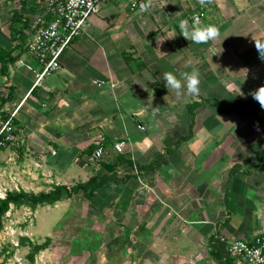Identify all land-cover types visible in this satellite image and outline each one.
Masks as SVG:
<instances>
[{"label": "crops", "instance_id": "crops-1", "mask_svg": "<svg viewBox=\"0 0 264 264\" xmlns=\"http://www.w3.org/2000/svg\"><path fill=\"white\" fill-rule=\"evenodd\" d=\"M150 2L147 11L129 9L128 0L100 5L58 69L37 84L38 65L26 50L18 55L0 82L3 95L13 87L3 109L19 105L22 143L0 149V174L11 190L31 193L70 190L96 176L71 197H88L96 216L108 215L112 245L134 250L128 264H232L228 243L264 231V109L248 95L264 85L255 47L264 41V0ZM44 4L0 0V47L14 46L11 11L26 19L29 35ZM194 13L219 28L218 39L195 44L180 35V21L191 25ZM194 68L198 96L167 90L165 72L180 78ZM97 144L102 159L85 164ZM68 198L52 206L62 210ZM210 235L219 257L208 251Z\"/></svg>", "mask_w": 264, "mask_h": 264}, {"label": "rangeland", "instance_id": "rangeland-1", "mask_svg": "<svg viewBox=\"0 0 264 264\" xmlns=\"http://www.w3.org/2000/svg\"><path fill=\"white\" fill-rule=\"evenodd\" d=\"M2 91L0 82V93ZM2 186L11 188L0 174V190ZM73 198L64 199L65 205H57L66 207L62 210L52 205L36 206L38 215L43 216L41 219L27 207L10 206L0 229V264H128L134 250L112 245L114 232L109 229L112 222H107L108 215L96 216L88 197ZM104 225H108L107 228ZM28 241L46 243L32 262L26 256Z\"/></svg>", "mask_w": 264, "mask_h": 264}, {"label": "built area", "instance_id": "built-area-1", "mask_svg": "<svg viewBox=\"0 0 264 264\" xmlns=\"http://www.w3.org/2000/svg\"><path fill=\"white\" fill-rule=\"evenodd\" d=\"M108 1L110 0H45L44 13H50L51 19L46 21L44 15L36 17L28 26L29 37L25 44L26 52L38 65L34 84L58 69L63 51L84 31L89 17ZM146 3L149 0H128V7L134 11H143L141 5ZM201 16L202 13H194L192 18L200 19ZM18 106L6 110V116L0 119V149L19 147L22 143L14 123ZM138 128L143 127L139 125ZM112 148L121 153L122 142H114ZM103 154V146L97 144L87 154L85 164L96 166ZM9 190L11 189L2 186L0 198ZM226 255L232 259V264H264V231L252 237L230 241Z\"/></svg>", "mask_w": 264, "mask_h": 264}, {"label": "trees", "instance_id": "trees-1", "mask_svg": "<svg viewBox=\"0 0 264 264\" xmlns=\"http://www.w3.org/2000/svg\"><path fill=\"white\" fill-rule=\"evenodd\" d=\"M22 6H25V2H21ZM44 18L46 21L51 19L50 13H44ZM27 21L24 17H22L17 10H13L10 12V15L7 20V29L9 32V40L14 42V46L10 50H5L0 47V77H7L8 74V67L13 65L14 62L17 60L18 55L22 53L25 49L26 41L29 37L25 33L27 28ZM18 49V54H13V51ZM125 54V53H124ZM123 54V55H124ZM13 96V87L8 86L6 91H4V95L0 93V119L6 116V113L3 109V106L6 102L10 101ZM237 103V102H236ZM238 104V103H237ZM242 106V104H238ZM195 108V103H190V111ZM235 107H230L228 111L234 110ZM120 161V159H118ZM106 170L111 171L115 168L114 165H107L105 164ZM240 167L235 166L230 169V173L239 170ZM97 177L92 176L84 183H77L73 189L67 190L63 186H53L52 189L48 190L47 192H38V193H31V192H24L21 189L18 190H9L5 192L3 198H0V229L2 227V218L4 214L9 210V207L12 206L14 208L24 206L31 210H34L36 206H44V205H52L56 201H59L61 197H71L72 194H75L78 191L82 193L87 192L89 188L93 186L96 182ZM29 246V251L27 253V258L29 262L33 261V256L43 250L46 247V243H31L27 242ZM207 248L208 251L213 254L215 257H219L217 252L215 251V245L213 244V236L210 235L207 238ZM229 261L232 262V259L229 258Z\"/></svg>", "mask_w": 264, "mask_h": 264}, {"label": "clouds", "instance_id": "clouds-1", "mask_svg": "<svg viewBox=\"0 0 264 264\" xmlns=\"http://www.w3.org/2000/svg\"><path fill=\"white\" fill-rule=\"evenodd\" d=\"M198 2L203 5L208 2V0H198ZM150 7V0L149 3L141 5L143 11H147ZM192 20L193 22L191 25H189L188 20H182L179 24L181 31L180 35L186 40L195 44H207L210 41L218 39L220 31L216 25H202L199 17H193ZM255 47L258 58L264 61V41L255 40ZM163 81L165 82L167 90H173L178 98L184 95L195 97L200 94V74L195 68L191 72H181L180 78H177L173 72H165L163 74ZM248 95L258 102L261 109H264V85H261L255 90H251Z\"/></svg>", "mask_w": 264, "mask_h": 264}]
</instances>
